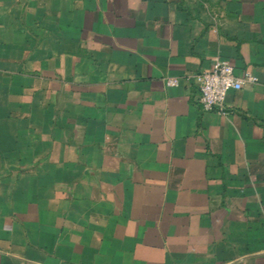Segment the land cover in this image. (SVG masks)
Wrapping results in <instances>:
<instances>
[{
	"label": "crops",
	"instance_id": "obj_1",
	"mask_svg": "<svg viewBox=\"0 0 264 264\" xmlns=\"http://www.w3.org/2000/svg\"><path fill=\"white\" fill-rule=\"evenodd\" d=\"M0 264H264V0H0Z\"/></svg>",
	"mask_w": 264,
	"mask_h": 264
},
{
	"label": "built area",
	"instance_id": "obj_2",
	"mask_svg": "<svg viewBox=\"0 0 264 264\" xmlns=\"http://www.w3.org/2000/svg\"><path fill=\"white\" fill-rule=\"evenodd\" d=\"M193 77L199 86V103L203 110L219 109L223 111L226 95L231 90H240L246 84L257 82L258 78L249 73L235 74L234 67L226 60L217 59L212 66ZM177 78L166 80L167 85H177Z\"/></svg>",
	"mask_w": 264,
	"mask_h": 264
}]
</instances>
